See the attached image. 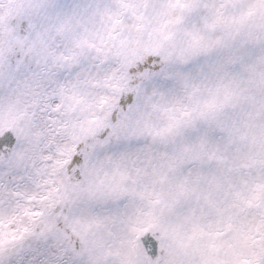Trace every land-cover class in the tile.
<instances>
[{
  "label": "snow or ice",
  "instance_id": "obj_1",
  "mask_svg": "<svg viewBox=\"0 0 264 264\" xmlns=\"http://www.w3.org/2000/svg\"><path fill=\"white\" fill-rule=\"evenodd\" d=\"M0 264H264V0H0Z\"/></svg>",
  "mask_w": 264,
  "mask_h": 264
}]
</instances>
